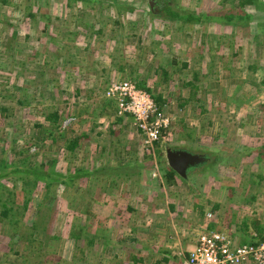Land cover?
Returning <instances> with one entry per match:
<instances>
[{"label": "rangeland", "instance_id": "374dc122", "mask_svg": "<svg viewBox=\"0 0 264 264\" xmlns=\"http://www.w3.org/2000/svg\"><path fill=\"white\" fill-rule=\"evenodd\" d=\"M130 1L129 8H121L118 14L104 0L0 2V93L5 96L0 105L10 107L8 117L0 120V158L18 161L25 156V165L45 166L56 159L61 172L75 167L92 172L106 166L66 190L53 188L55 201L46 200L40 183L41 192L29 201L22 220L25 227H19L17 236L10 239L2 233H13L6 220L0 226V264H117L132 251L131 242H117L129 237L132 228L137 235L146 222L153 227L158 221H188L169 203L178 209L183 204L187 214L200 218L197 231L215 220L214 229L219 230V225L225 230L224 222L241 221L246 214L264 219V158L257 161L259 150L248 156L247 149L264 143V85L259 83L264 70L248 69L252 64L264 65V26L251 21L240 29L211 21L178 30L164 17L166 5L210 14L232 9L230 2ZM119 65L125 69L121 71ZM161 67L170 72L166 80ZM132 70L165 99L162 114L170 127L158 146L162 156L158 161L166 166L168 147L194 154L216 152L227 164L221 160L220 170L219 163L199 171L187 183L177 179L174 185L165 184L154 170L143 176L139 171L129 180L119 178V168L112 169L113 165L144 160V166L145 154L151 152L133 118L115 124V102L105 96L112 82L129 80L126 74ZM195 73L197 90H190L185 84L193 81ZM26 93L36 98L21 109L17 99ZM43 106L50 108L47 112H62L61 129L67 134L87 135L74 152L67 151L63 141L38 140L39 132L48 129ZM110 127L116 133L111 134ZM18 182L14 190L20 206L24 196ZM0 184V193L1 187L12 188L11 180L2 179ZM250 196L255 201L246 203ZM37 203L42 213L29 218ZM214 204L219 208L212 213ZM156 215L160 217L153 218ZM34 218L38 227L32 230ZM72 225L84 228L81 238L70 237ZM104 237H109L108 242Z\"/></svg>", "mask_w": 264, "mask_h": 264}, {"label": "trees", "instance_id": "16d2710c", "mask_svg": "<svg viewBox=\"0 0 264 264\" xmlns=\"http://www.w3.org/2000/svg\"><path fill=\"white\" fill-rule=\"evenodd\" d=\"M79 1H92V0H75V2ZM100 2L101 0H97ZM105 3L111 7L116 8L115 11L116 14L120 13L121 8H129V0H113L112 2L109 0H104ZM132 1V0H131ZM130 1V2H131ZM134 1V0H133ZM230 2L232 9L226 10L221 13H194V12H188V11H183V9L175 10L172 6L166 5L164 7L165 10V15L166 19L169 21H172L173 23L177 24L176 28L178 30L182 29V27L186 26L187 24H192V23H206V22H211L214 21L215 23L222 22L223 24L231 27H239L240 29H246L249 25V22L251 21H256L257 24H260L264 26V0H224L223 3L225 2ZM2 3H6L7 0H0ZM94 2V0H93ZM102 3V2H100ZM147 5L152 8V3H149L148 1L146 2ZM72 5V4H70ZM83 12L82 10H80ZM152 12V11H151ZM33 16L32 14H30ZM154 16H157L159 18L161 15L160 14H154ZM115 24L118 23L117 20L114 22ZM15 34V33H14ZM175 64V62H173ZM46 65L49 64L48 61L45 60ZM183 66H186V63L183 64ZM121 71H123L125 68L122 65L118 66ZM248 69L251 70L252 72L257 73L259 70L263 71L264 70V65L259 66L257 64H252L248 66ZM161 70V75L163 76V80H166V76L169 75L167 73V70L163 67L160 68ZM158 72V70L156 71ZM126 72H124L125 74ZM133 70L129 71L126 75L128 78H130L128 81H131L135 83L136 87L139 89L144 90L155 102L157 111L162 113V106L165 104V99L163 98L162 94L157 92L154 93L153 89L150 88V86L147 85L146 78L145 77H138L133 75ZM197 79V74L195 73L193 75V81L187 82L185 86H189L190 90H197V86L195 85V81ZM126 80V79H125ZM122 81V80H119ZM162 82V81H161ZM261 85H264V79L260 80L259 82ZM19 91H21V88H17ZM2 93H0V98L5 97L1 96ZM34 94L36 95V92L34 91ZM33 95L32 98H30V95L28 96L27 93L25 96H22L21 98L17 99V104L20 106L21 109L24 108V105L30 104L33 99L36 98V96ZM191 95L192 91H191ZM190 98V97H189ZM39 100V98H38ZM188 99H185L184 102H187ZM39 104L41 102L37 101ZM50 109L47 106H43L41 110V114L44 116V120L47 123V130H42L41 133L39 132L38 140L47 139V137L51 138L52 143L57 142V141H63L64 145L63 147L69 151V152H74L75 149H77L80 145V141L84 138L87 137L85 134H79V135H74L75 133L67 134L61 129V113L59 112L58 109L53 110L52 112H47ZM10 110V107H5L0 105V120L4 119V117H8L6 112ZM204 110V108L201 107V112ZM117 115V114H116ZM117 118H115V124L118 125V123L121 122L123 119H129L132 118L131 115L124 113L122 115H117ZM108 127V126H107ZM61 129L62 131H58ZM184 129V128H183ZM47 131V132H45ZM108 131L113 134L116 133L113 130H111V127L108 128ZM49 132V133H48ZM168 131L162 132V134H166ZM47 133V134H44ZM54 133L56 135H54ZM46 135V136H45ZM187 137L190 136L189 133H185ZM159 144H156L151 149V152L145 154L146 162L144 166V160L142 161H133V163L130 162H117V165H113L112 169L115 168L118 169L116 170V174L118 175L119 178H125V179H130L133 176H135L139 171V175L143 176V173H151L152 170H154L156 173L159 174V177L163 178V182L165 184H171L174 185L176 184L175 180L178 179L180 182L187 183L188 180L195 175H200L201 173L197 174L199 171H202L204 168H209L211 166H216L217 164L220 163L219 165V170L221 169V160L224 161V164L226 162V159L223 158L221 155V158L219 155H216V152H210L211 154H214L215 158L211 159L210 153H206L205 151L201 152L202 154H194L191 153L187 150L186 152H189L193 155H200L201 156V161L196 162L195 164H191L187 168H185L182 172L177 171L175 168H173L169 164L168 156H167V151L168 149L170 150H181V149H174V148H168L166 147L165 154H166V166L162 164L161 161H158L161 159V154L160 150L158 149ZM245 148V146H244ZM247 148V147H246ZM245 148V149H246ZM249 149V155L252 153L255 149L259 150L258 153L256 154V160L260 161L264 158V143L258 146H253V148H247ZM214 151V150H213ZM204 153V154H203ZM21 152H16V155H20ZM24 158L19 159L18 161L14 160L12 158L11 160H8L7 158H0V182L2 179H8L12 181V188L7 189L4 187H1L3 190L0 193V226L7 221L9 223V226L13 229V233L6 235L7 231L4 232L2 230V233H4L5 236L8 238L12 239L13 237L17 236L16 231L19 230V227L22 229L25 227V222H22L23 217L25 214H27L28 210V203L29 201L32 200L33 195H37L38 192L40 191V183L42 184V187L44 191L47 193L46 195V200L49 201H55L56 196L51 195L52 189H56V187L63 188L64 190L68 189L71 187V185H74L75 182L79 179H83V177H88L90 174L95 175L96 171H99L101 167L94 168L93 171H88L85 168L82 167H75V169L72 171L70 169H66L64 172L57 171L55 163L56 159H50L48 165L45 166V164H39V165H25V161L27 160V157L23 156ZM213 158V157H212ZM235 159V157H233ZM47 164V163H46ZM157 164L160 165V169L157 168ZM45 166V167H44ZM130 166V167H129ZM129 170H123L125 168H128ZM140 169H137V168ZM102 170L106 169V166L104 165ZM131 170V171H130ZM95 171V172H94ZM133 172V174H132ZM108 175V173H105ZM203 174V173H202ZM115 177H112L111 182H115ZM19 181V182H18ZM17 182L20 184V192L23 194V198L21 201V205L19 206L17 204V199H15L16 191L14 188L17 186ZM252 182L255 184V180H252ZM258 182H256L257 184ZM160 184V183H159ZM1 185V184H0ZM233 188H230L232 190ZM194 191V190H192ZM232 194L234 192L231 191ZM50 194V195H48ZM231 193L229 192V195ZM170 197H175V195H170ZM250 200H244L246 203H250L251 201H255V196H250ZM35 199V198H33ZM171 207L173 208L174 206L169 203ZM168 204V205H169ZM40 203H37L36 206V212L30 211L28 214V217L32 218L33 215L36 217L39 216V213H42L41 211V206L39 208ZM56 205V204H55ZM177 206V205H176ZM196 207L202 208L200 205H197ZM49 208V207H48ZM46 207V209H48ZM218 204H214L212 208V213L218 209ZM40 209V210H39ZM34 212V213H33ZM202 217L203 213L200 214ZM6 220V221H5ZM263 220V221H262ZM217 221V220H215ZM215 221L209 224H204L203 227L206 229H214L215 228ZM217 226V225H216ZM38 227L36 218L33 219L31 229H35ZM202 227V228H203ZM220 229L218 231H229L231 234V242L235 244V246H257L259 243L264 241V219H260L259 216H249L246 214V216L241 220H229L228 222H224L223 228L225 230L221 229V226L218 225ZM3 228V227H2ZM17 228V229H16ZM71 231H70V237L73 239H79L82 236V233L84 232V228L78 226L74 228V225L71 226ZM16 229V230H15ZM215 230V229H214ZM135 231V229L133 230ZM16 234V235H15ZM21 238L24 240H30V237L27 236L26 234H21ZM122 236V234H120ZM109 238V237H108ZM108 238L104 237V240L108 242ZM127 240L131 241H136V235H132L131 237H121L118 239L117 242H122L124 243ZM142 248H146V246H142ZM105 251L106 248H105ZM167 256H165L164 260L168 262L170 260V255L167 253ZM83 258V256H82ZM132 259V264H137L139 261L142 260V258H137V257H131ZM172 260L174 261L173 264H176L175 259L171 257ZM24 262L28 261L27 259H23ZM128 260L124 261H119L117 264H127ZM250 264H255L254 262L250 261ZM179 264H181L179 262Z\"/></svg>", "mask_w": 264, "mask_h": 264}, {"label": "built area", "instance_id": "2783aa9c", "mask_svg": "<svg viewBox=\"0 0 264 264\" xmlns=\"http://www.w3.org/2000/svg\"><path fill=\"white\" fill-rule=\"evenodd\" d=\"M105 96L113 98L117 115L127 113L132 116L148 149L163 141L165 135L162 132L169 131L170 121L157 111L153 99L135 83L128 80L112 82ZM226 232L201 228L194 247L181 264H250V261L264 264V241L257 246H235Z\"/></svg>", "mask_w": 264, "mask_h": 264}, {"label": "crops", "instance_id": "0c3cea01", "mask_svg": "<svg viewBox=\"0 0 264 264\" xmlns=\"http://www.w3.org/2000/svg\"><path fill=\"white\" fill-rule=\"evenodd\" d=\"M171 204L174 206L173 203ZM182 205H180V209H178V206L173 208L177 209L178 216H185L188 221H183L182 224H172V222L164 220L167 218L162 217L160 220L164 221L156 222L153 227H149L151 224L146 222L145 227L141 229L142 231L136 233L137 240L135 242L127 240L132 243L130 246L132 251L128 252L127 255V260L131 261V264L132 256L142 258L137 264H173L174 261L171 257L175 259L176 264H179L183 258L189 255L195 245L196 234L202 227L197 231V222L200 221V218L191 217ZM155 211L157 212V208H155ZM168 214H170L169 211ZM158 217L160 216L156 215L153 218L157 219ZM132 230L134 229L132 228ZM131 234L135 235V231H132ZM131 234H129L130 237ZM142 246H146V248L144 249ZM167 253L170 255L168 262L164 260Z\"/></svg>", "mask_w": 264, "mask_h": 264}, {"label": "water", "instance_id": "95a60500", "mask_svg": "<svg viewBox=\"0 0 264 264\" xmlns=\"http://www.w3.org/2000/svg\"><path fill=\"white\" fill-rule=\"evenodd\" d=\"M175 155H180V157H183L185 160H189V161L191 160L192 164L202 160L200 155H193L189 152H186L185 150H170V149H168L167 156H168L169 164L179 172H182V170H180L179 166L176 165L173 161L172 156H175Z\"/></svg>", "mask_w": 264, "mask_h": 264}, {"label": "flooded vegetation", "instance_id": "af4514ba", "mask_svg": "<svg viewBox=\"0 0 264 264\" xmlns=\"http://www.w3.org/2000/svg\"><path fill=\"white\" fill-rule=\"evenodd\" d=\"M172 157H173L174 163L176 165H178L180 170H182V171L192 164L191 160L190 161L189 160H185L183 157H180V155H175V156H172Z\"/></svg>", "mask_w": 264, "mask_h": 264}]
</instances>
